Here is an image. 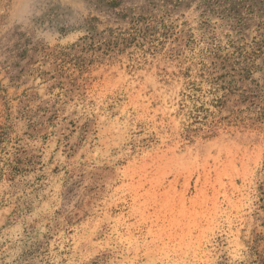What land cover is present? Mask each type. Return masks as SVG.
<instances>
[{"label":"rangeland","instance_id":"1","mask_svg":"<svg viewBox=\"0 0 264 264\" xmlns=\"http://www.w3.org/2000/svg\"><path fill=\"white\" fill-rule=\"evenodd\" d=\"M1 264H264V0H0Z\"/></svg>","mask_w":264,"mask_h":264},{"label":"trees","instance_id":"2","mask_svg":"<svg viewBox=\"0 0 264 264\" xmlns=\"http://www.w3.org/2000/svg\"><path fill=\"white\" fill-rule=\"evenodd\" d=\"M1 260H2V259H1V257H0V264H1Z\"/></svg>","mask_w":264,"mask_h":264}]
</instances>
